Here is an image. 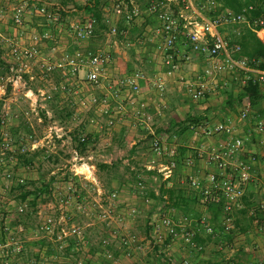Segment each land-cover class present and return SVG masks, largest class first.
Instances as JSON below:
<instances>
[{
	"label": "crops",
	"instance_id": "obj_1",
	"mask_svg": "<svg viewBox=\"0 0 264 264\" xmlns=\"http://www.w3.org/2000/svg\"><path fill=\"white\" fill-rule=\"evenodd\" d=\"M44 1H49V4L52 3L50 2L51 0ZM88 1L92 0H74L80 6L85 5ZM195 1L198 2V0ZM130 2L134 3V0H130ZM140 10V16L126 34L112 37L108 35L107 31L102 37L93 35L85 41H76L70 30L72 25H82L89 18L84 12L70 14L66 17V26L55 25L52 29H50L49 22L44 20L45 17L42 15L31 12L25 17V20L29 22L28 28L33 32L29 35L27 45L32 42L30 37L37 33L39 40L36 46L47 57L51 55L52 50L55 51L52 54H55L56 57L66 53H73L76 50L109 51L111 61L106 67L108 79L104 82L103 88L95 90L97 95L110 94V111L108 115H102L105 116L106 122L109 119L113 120L112 126L108 127L106 124L108 130L113 129V133H109L104 141L112 145L115 139H119L125 145V150L118 149L117 153H124V156L121 157L122 164L129 175H131L132 181H134L132 173L141 172L148 165L153 167L152 171H148L151 173L150 175L143 176V174H140L144 178L146 185L145 194L153 203L149 205V210L146 212L150 221L148 222L147 218L144 228H139L142 229V233L129 239L125 235V233L130 235L129 231L121 229L120 225H112V222H114L112 219L111 222L104 223L105 227L98 231L103 242H99L98 247L93 245L91 247L89 246V234L90 232H95V230H88L84 227L83 240L85 247L82 252L85 251L86 256H84L82 261L84 264H153L151 259H157L155 264H170L171 262L181 264L183 260H187L190 264H229V261H234L237 264H259L264 258V210L261 209V205L264 203V148L258 144L255 136L246 139L248 134L247 124L238 118L241 108L238 107V103L235 100L232 106L236 109L237 115L234 114L230 107L227 106L226 95V92H231L232 97L236 99L243 85L242 76L237 72L231 71L216 72L212 68L213 61L192 52L190 60L182 63L179 72L167 75L162 65V40L159 34L156 36L155 33V28L156 26L158 28L159 22L157 21L156 23L155 17L148 13L147 10ZM72 11L74 12V9ZM104 11L108 27L112 24L121 27V19L114 15L110 9H105ZM225 29H221L222 34ZM233 31L235 33L232 37H227V35L223 34L226 41L229 39L236 42L242 39L246 40L252 33L254 34V39L264 44V32L250 28L248 23L233 25ZM178 48L182 52L190 51L189 46L183 40L178 43ZM241 57L247 59L246 56ZM134 72H143L148 78L147 81H140L139 83L141 93L138 101L134 105H128L122 99L112 98L113 91H108L106 84L109 82L115 86L119 79ZM155 78L163 84L164 89L161 94L156 92L151 86L150 81ZM201 83L207 84L211 90L205 94L207 97H204V95L196 98L188 91L189 85L194 89L196 85ZM151 90H154L158 95H164L168 91L175 98L176 94L178 97L173 101L171 99L168 100L166 96L164 99L160 98V102H156L150 100L147 96ZM123 96L120 95L122 98ZM197 99H199L198 102H196ZM142 103L146 106L141 109L140 105ZM114 104L118 106L113 107ZM114 109H117V111ZM127 112L130 114H126ZM116 114L119 117H114ZM188 115L201 117V123L177 137V134H175L176 128H178L177 125ZM249 117L254 116L249 114ZM218 123H223L231 128L232 137L243 138L245 152L238 155L237 158L239 160L247 161L250 155L256 157V162L252 166V182L246 187L244 193L243 209L234 213L233 229L230 232L221 231V213L218 215L214 207L204 205L195 191L181 183L182 179L187 175L205 177L208 173L214 171L213 164L207 161V154L220 149L228 136L217 132L212 136H205L200 128L213 129ZM164 130H169L171 133L174 132L179 145L178 151L180 149L186 150L183 156H178L176 170L173 176L165 182L167 187L174 186L176 195L179 191V195L176 198L179 206L171 209L175 211L176 215H184L192 219L204 217L217 232L214 236H208L203 233L197 235L195 241L203 247L201 251L192 249L180 239L174 241L165 239L162 243L155 241L156 239L154 240L151 234L150 224L152 221L154 222V217H158L161 213H166L167 210L152 197V195H158L160 183L158 184L157 182V158L150 149L149 138L150 131L158 133ZM92 134L95 139L97 131ZM110 160L103 161V164L107 165L108 168H111L114 164ZM189 160L192 161L191 166L187 165ZM97 184L101 194H99L96 187L91 186L94 187L97 195L103 199L106 190L99 185L98 181ZM129 185V181H124V179L120 181L111 179L109 182L111 193H116V198L117 196L127 197V195L122 193V189ZM78 187L80 192H82V189H80L82 185ZM137 191L141 194L136 188ZM135 194L137 196L129 197L133 204L136 203V199H143V194ZM109 195H106L107 199ZM126 197L125 199H118V204H126L124 201L127 199ZM163 198H165V195ZM6 206L7 209L15 208L16 203L12 202ZM1 207L3 205H0V209ZM5 210H0L2 222L7 223L13 230H17V227L22 226L28 234V238L23 241V252L18 257H14L10 261L11 264H28L33 260L39 264H65L71 262L67 258L68 256L71 257L70 253L74 256L77 255L79 249L76 247L75 241L72 248L67 249L65 247L63 251H59L57 247H54V243L47 238L34 239L30 236V231L36 227L41 218L39 217L40 212L35 211L36 209L31 212L32 217L38 219V222L33 227H26L23 222H18L17 224V222L12 221L11 215L7 213L10 210ZM121 211H124L122 207ZM117 228H119V231ZM124 236L132 241L128 248L119 242L120 239L125 238ZM4 240L5 234L0 231V244ZM114 240L119 241L116 244ZM148 245L150 246L148 247ZM126 248L130 250V253L134 254V257L132 256L130 259L124 257ZM0 256L3 257L1 252ZM3 259L5 258L0 257V262Z\"/></svg>",
	"mask_w": 264,
	"mask_h": 264
},
{
	"label": "built area",
	"instance_id": "obj_2",
	"mask_svg": "<svg viewBox=\"0 0 264 264\" xmlns=\"http://www.w3.org/2000/svg\"><path fill=\"white\" fill-rule=\"evenodd\" d=\"M1 1V0H0ZM9 6V20L15 27H21L28 13L44 16L45 9L36 8L30 0H3ZM56 1V0H53ZM110 11L121 19L122 24L119 29L116 24L109 26L108 35L116 37L124 35L140 16V8L132 2L125 0H109ZM253 10V5H247L241 12H234L229 9H219V4L214 0H163L157 3L152 1L147 12L152 14L159 26L155 28L156 36L159 34L162 40L163 59L162 65L167 75H173L180 71L183 62H188L191 58V52L199 54L213 61L212 68L216 72L231 71L242 73V83L244 84L250 76L253 75L257 81H264V70L253 69L247 66V59L235 57L240 52L238 45L230 46L228 41L221 33V29L233 26L239 23L249 22L244 18V13ZM2 12V11H0ZM52 20L57 21V15H52ZM256 23L262 24V19ZM94 22L87 18L82 25H72L70 30L76 41H85L93 36ZM31 44L25 46L19 42L9 41L8 60L5 62L6 78L5 88H9L12 94L20 93L21 97L28 103L31 110L44 111L46 117L50 120V114L43 103L52 100L53 93L46 88L38 87L33 89L30 83L35 79L33 66L37 67L44 75L58 73L61 82L53 87V90L59 94H77V89L88 87L92 92L88 96L90 105L97 108L100 115H108L110 111V94L97 95L95 90L103 88L104 82L108 79L106 67L111 61L109 51H80L62 54L56 57L52 50L48 57L43 55L37 48L39 36L33 34L30 37ZM183 40L190 51H180L178 43ZM80 73H82L80 75ZM148 78L143 72H134L118 80L115 86L111 83L106 84L108 91H113L111 95L114 99H122L128 105H134L138 101L141 93L140 81H147ZM153 89L161 94L163 84L157 79L150 81ZM189 85V84H188ZM81 86V87H80ZM5 89V90H6ZM4 88H0L2 93ZM211 89L205 83L196 85L194 89L189 85L188 91L196 98L203 97ZM94 91V92H93ZM124 92V93H123ZM120 95H124L123 98ZM146 105L142 103L141 109ZM122 109V108H121ZM249 108L244 106L239 112V119L246 122L248 134L246 139L255 136L256 141L264 148V117H249ZM110 117V116H109ZM107 126L113 125V120L106 122ZM4 121H0V151L15 153L24 151L23 147L14 148L8 139L2 133ZM205 136H212L217 133L226 134L228 137L223 146L207 154V161L214 166V171L208 173L205 177L187 175L181 181L190 189L195 191L204 205L218 206L221 213L220 228L222 232H230L233 229V215L235 212L243 209V197L246 187L252 182V166L256 162V157L250 155L247 161L239 160V154L244 153L243 138L231 136L232 130L223 123H218L213 129L200 128ZM46 140L68 139L70 136L54 121H49L47 126ZM149 145L153 155L157 158V182L164 183L170 179L177 167L178 143L176 137L169 136L166 132L150 131ZM40 143L31 141L28 151L38 149ZM72 164L69 169L68 180L60 189L62 196L59 199L58 210L60 211L58 219L53 215L47 214L39 219L36 227L30 231V236L34 239L47 238L56 244L58 250H64L69 240H74L76 247L80 250L85 247L83 240V228L77 224H68L64 206L75 203L76 209L81 214H86L85 206L80 204L82 195L79 185L86 182L99 191L95 178V166L92 163L93 157L90 155L81 156L76 150H72ZM1 162V159H0ZM191 166L192 161H187ZM84 171L80 172L79 169ZM145 171H152L151 165L144 167ZM8 177V175H7ZM160 185V184H159ZM136 188L143 194L145 203L151 200L146 196V185L141 175L137 176ZM116 198V193L108 196V206L98 204L101 210V220H112L111 201ZM165 199V198H163ZM26 203L17 207V213H23ZM264 210V203L261 205ZM167 212L161 213L157 220L150 224L151 234L155 241L161 243L165 239L174 241L180 239L196 251H201L203 247L196 243L195 238L199 233L208 236L217 234L214 227L206 221L204 217L192 219L184 215H176L171 208ZM135 209H129L128 215L135 214ZM110 222V221H109ZM108 222V223H109ZM0 231L5 234V240L0 244V252L5 258L0 264H11L14 257H18L23 252L24 242L16 238L15 231H24L22 226L13 230L7 223L0 225ZM121 243L128 248L132 241L122 238ZM125 255H130V250L125 251ZM28 264H39L33 260ZM65 264H84L79 259ZM174 264V263H170ZM181 264H190L183 260ZM229 264H237L229 261ZM259 264H264L261 261Z\"/></svg>",
	"mask_w": 264,
	"mask_h": 264
},
{
	"label": "rangeland",
	"instance_id": "obj_3",
	"mask_svg": "<svg viewBox=\"0 0 264 264\" xmlns=\"http://www.w3.org/2000/svg\"><path fill=\"white\" fill-rule=\"evenodd\" d=\"M134 4L139 7L137 3L134 2ZM8 6L9 5L3 0L0 1V11H2L0 12V59L2 61V64H0V88H4V90L6 89L5 62L8 60L7 54L9 51V41L19 42L27 46V43L29 42V35L33 33L27 26L29 24L27 20L23 21L21 27H15L12 25L9 20L10 15ZM234 33L235 32L233 31V26L229 28L226 27V29L223 31V34L225 36L227 35V37H232ZM33 71L35 79L30 83L31 87L46 88L53 93L52 100L42 104V106L49 111V114L51 116L50 120L48 119V117H46V119L41 117L40 111H32L31 107L21 97L20 93L12 94L11 91L7 92L6 89L4 93L0 91V102H2L0 116L4 118L2 133L14 148L23 147V149L27 150L30 146L31 141H36L40 143L38 149H41V152H44V154H41L38 159H36V163L34 166L29 168H22L15 165V161L7 157L6 152L0 151V205H3V207H1V210L7 209L6 205L15 202V199L18 198V192L10 190L15 182H28L26 189L31 190L33 188L39 187L42 183L50 181V178H53V182L51 184L52 191H50L49 195L42 196L38 199L35 211L40 212L39 217L51 214L55 219H58L60 213V211L58 210L59 199L62 196L60 189L63 187V183L66 182L68 175H70L69 169L72 164L71 158L73 146L71 144V140L68 139H44L49 121H54L59 126H61L69 136H71V133L79 131L82 127L84 128L86 133H95V131H97V137L94 139L93 144L89 145L86 153L81 154V156H93L92 163L95 166L94 175L96 181H98L99 185L106 190L105 197L102 199L97 195L94 187L86 182L81 181L82 187L80 189H82V192H80V194L83 195L80 204L85 206L86 214L79 213V211L76 209L77 205L75 203H72L69 206H64L67 223L80 225L83 229L84 227L88 230L94 229L95 232H90L89 234V246L92 247L93 245L94 247H98L99 242H103L98 231L105 227L104 223L112 221H102L101 218H99L101 216V210L98 208V204H102L105 207L108 206L106 195L111 194V187L109 186V182L111 179H117L119 181L121 179H124V181L127 180L130 183L129 186H125L122 189V193L124 195H127V197L125 196L127 199L124 200L126 204H118V199H125V197L121 196H117V198H114L111 201V217L115 222H112L113 224H111L114 226L120 225L121 229L129 231L130 235H127L125 233V235L129 239L134 235L138 236L139 233H142V229L139 228H144V225H146L145 221L149 217L148 215H146V212L149 210V205L153 203L152 201H150L149 203H145L144 199L141 198L136 199L135 204L130 201V196H137V194L135 193H138V195L140 193L138 191L136 192V183L135 181H132L131 175H129L122 164L121 157L124 156V153H117V150L124 149L125 145L119 139H115L112 145H109L108 142L104 141V139L108 137L109 133H113V129L111 128L110 130H108V128L106 127L105 116L100 115V113L97 111V108L89 104L88 96L92 92V90L88 87H81V89H77V94H59L58 92L53 90V87L60 83L62 80L58 73L55 72L44 75L35 66H33ZM81 74L82 73H80V75ZM147 96L150 100H154L156 102H160L159 99H164L166 96L168 100L171 99L173 101H175V99H177L178 97V95L176 94L175 98L168 91H166L164 95H158L154 90H151L147 94ZM198 101L199 99H197L196 102ZM117 106L118 105L114 104L113 107ZM238 107L240 106L238 105ZM114 110L117 111V109ZM230 110H232L233 113L237 115V111L234 107L230 108ZM65 111L71 112V116L67 119L63 118L65 116H63L62 118H58V115H61L59 114V112L64 115ZM126 114L130 113L127 112ZM114 117L119 116L118 114H116V116L114 115ZM24 123H26L30 127L32 138L21 132V127ZM17 125H19V130H17L18 134L15 133L16 131L14 132V129L17 127ZM17 135L21 136L20 141L17 140ZM47 155H49V157H47ZM107 160H110L112 163H114L113 167L115 168H101L98 166V164L105 165L103 164V161ZM79 171L83 172L84 169L81 168L79 169ZM29 182H31L32 184H29ZM137 205H139V207H137ZM27 207L28 206L26 205L24 209L26 210ZM121 207L122 209H124V211H121ZM130 208H134L136 212L135 214L129 216L127 214V210H129ZM7 210H10L9 212H7L10 215L15 211L14 208H8ZM138 210L140 211L138 212ZM154 220L156 221L157 217H154ZM149 221L150 218H148V222ZM37 222L38 219L31 216L28 219H25L23 223L26 227H33V225H35ZM131 225H133L132 228H130ZM117 229L119 231V228ZM13 235L16 238L21 239L22 241L28 238L26 230L25 232L15 231ZM118 241L119 240L115 241V243L117 244ZM119 242L121 243V241ZM53 245L54 247H56L55 243ZM149 246L150 245H148V247ZM69 255L71 257L68 256L67 258L68 260H71V262L74 261V259L84 260L86 252H82L81 249L77 251V255L74 256L71 255V253ZM132 256L134 257V254L132 253H130L129 256H126L124 254V257L126 259H130ZM151 260L152 262H150L153 264L157 262V259Z\"/></svg>",
	"mask_w": 264,
	"mask_h": 264
},
{
	"label": "trees",
	"instance_id": "obj_4",
	"mask_svg": "<svg viewBox=\"0 0 264 264\" xmlns=\"http://www.w3.org/2000/svg\"><path fill=\"white\" fill-rule=\"evenodd\" d=\"M31 1V0H30ZM126 2H130V0H125ZM152 1L156 0H134L135 3L139 5L140 9L147 10L149 5ZM163 0H157L158 2H161ZM219 4V9H229L234 12H241L243 9L246 8L247 5H253V10L244 13V18L249 22V27L254 29H259L264 32V0H214ZM49 1L39 0V1H31V3L35 4L36 8H42L44 7L45 13H44V20L49 22L50 29H52L55 25H61L66 26V17H68L70 14L78 13V12H84L86 13L89 18H91L94 22V28H93V35L94 36H104L105 33L108 31V22L105 17V9L109 8V0H92L86 2L85 5L80 6L79 4L75 3L74 0H56V1H50L52 3H48ZM74 9V12L72 11ZM57 15V21L52 20V15ZM259 19H262V24L256 23ZM122 23V21H121ZM120 29V27H119ZM254 34L250 33V35L246 38V40L242 39L241 41H233L232 39L227 40L228 44L230 46L232 45H238L240 47V52L238 54H235V57L238 58L240 56H246L247 57V66L253 69H259L264 70V44L259 42L257 39H254ZM0 64H2V61L0 59ZM240 76H242V73H240ZM33 89H36L35 87H32ZM10 89L7 88V92H9ZM227 95V106L232 108L235 100L237 101V105L240 106L242 109L244 106H248L249 113L254 117H263L264 116V81H257L253 75L250 76V79H248L241 87L239 95L236 96V99L232 97L231 92H226ZM204 97H207L205 95ZM1 105L2 102H0V112H1ZM65 114L60 116L58 115V118L67 119L71 116V112H64ZM41 117L46 119V115L44 111H40ZM54 118V117H52ZM4 121V118L0 116V121ZM201 117L197 116H186L184 120H181V122L177 125L178 128L175 131V134H177V137L184 134L185 132L189 131L190 128H194L195 126H198L201 123ZM17 130H19V125L14 129V132L17 133ZM168 133L169 136L175 135L174 132L171 133L169 130H164ZM163 131V132H164ZM21 132L25 135H28V137L32 138L31 129L30 127L24 123L21 127ZM18 134V133H17ZM71 144L73 146V150H76L79 155L85 154L89 145L93 144L94 141V135L92 133H86L84 128L82 127L79 131H75L74 133H71ZM17 140H21V136L17 135ZM2 139L0 137V143ZM186 150L180 149L178 151V155L183 156ZM44 154V152H41V149H36L34 151H17L15 153L6 152V156L13 159L15 161V165L22 168H29L35 165L36 159L38 157ZM49 157V155H47ZM101 168H108L107 165H100ZM113 167V166H112ZM111 167V168H112ZM115 168V167H113ZM143 174L148 176L151 173L148 171H145L143 169L141 172H135L132 173V178L136 182L137 176ZM69 177V175H68ZM68 177L66 181L68 180ZM53 182V178H50V181L42 183L39 187L33 188L31 190L26 189L28 182L23 181H17L15 182L12 187L10 188L11 191H17L18 192V198L15 199L16 207L14 208L15 211L11 213L12 221L17 222H24L25 219H28L32 216L31 212L36 207L37 200L45 195H49L50 191H52L51 184ZM29 184H32L29 182ZM175 188L174 186L167 187L166 183H160L159 185V192L157 196H153L154 200L158 201L163 205L165 209L168 208H178L179 203L176 200V198L179 195L175 194ZM181 193V192H180ZM165 195V199H163V196ZM176 195V196H175ZM174 198V199H173ZM23 203L27 204V209L24 210L23 213H17V207ZM217 211V214H220V209L218 206H214ZM1 210V209H0ZM0 223L2 224V219H0ZM16 224V223H15ZM14 224V225H15ZM20 224V223H19ZM196 239V238H195ZM74 246V240H69L67 249L72 248Z\"/></svg>",
	"mask_w": 264,
	"mask_h": 264
}]
</instances>
